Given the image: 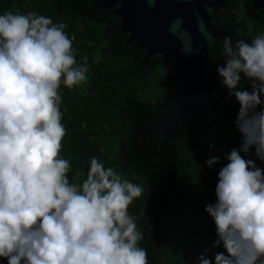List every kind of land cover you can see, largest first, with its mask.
I'll use <instances>...</instances> for the list:
<instances>
[{
    "label": "clouds",
    "instance_id": "obj_1",
    "mask_svg": "<svg viewBox=\"0 0 264 264\" xmlns=\"http://www.w3.org/2000/svg\"><path fill=\"white\" fill-rule=\"evenodd\" d=\"M151 2V0H150ZM14 7V5H13ZM63 22L37 12L0 14V259L7 264H149L143 231L129 208L144 188L96 156L72 183L61 87L87 79ZM222 84L240 105V147L225 155L216 202L206 206L217 239L199 264H264V32L223 38ZM247 79L251 90L241 89ZM210 147H214L210 145ZM211 168L220 163L210 157Z\"/></svg>",
    "mask_w": 264,
    "mask_h": 264
},
{
    "label": "trees",
    "instance_id": "obj_2",
    "mask_svg": "<svg viewBox=\"0 0 264 264\" xmlns=\"http://www.w3.org/2000/svg\"><path fill=\"white\" fill-rule=\"evenodd\" d=\"M224 1L213 15L231 31L233 43L251 42L264 32V16L251 9V0ZM91 7L92 0H0V14L37 12L53 23H65L77 62H87L84 84L72 90L61 87L67 130L61 155L72 165L69 180L82 183L96 156L143 186V196L129 212L143 231L141 247L149 264H199L201 254L214 261L224 249L215 246V223L205 209L216 202L218 173L228 162L225 155L241 145L235 126L240 105L217 72L225 59L223 39L212 45L214 71L209 79L226 99L209 100L205 117L186 121L176 139L160 146L145 131L167 99L165 64L156 59L152 67L145 66L139 52L121 39L114 14L98 10L88 15ZM239 87L251 90L243 77ZM210 157H219L220 163L209 168L205 161ZM246 158L264 168L254 151ZM0 264L7 260L0 259Z\"/></svg>",
    "mask_w": 264,
    "mask_h": 264
},
{
    "label": "water",
    "instance_id": "obj_3",
    "mask_svg": "<svg viewBox=\"0 0 264 264\" xmlns=\"http://www.w3.org/2000/svg\"><path fill=\"white\" fill-rule=\"evenodd\" d=\"M224 0H92L91 11L116 17L121 39L133 46L147 67L156 59L165 64L167 99L151 115L146 134L160 146L179 135L186 121L205 117V106L226 99L210 81L212 45L232 33L219 26L214 11ZM251 9L264 16V0H251Z\"/></svg>",
    "mask_w": 264,
    "mask_h": 264
}]
</instances>
